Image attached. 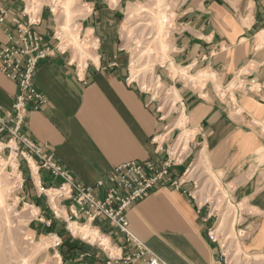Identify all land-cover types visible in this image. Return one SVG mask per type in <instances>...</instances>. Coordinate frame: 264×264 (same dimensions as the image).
I'll list each match as a JSON object with an SVG mask.
<instances>
[{"label": "crops", "instance_id": "1", "mask_svg": "<svg viewBox=\"0 0 264 264\" xmlns=\"http://www.w3.org/2000/svg\"><path fill=\"white\" fill-rule=\"evenodd\" d=\"M144 1L87 2L79 27L100 40L99 49L81 74L69 54L39 64L34 83L47 104L29 111L24 132L99 199L115 168L132 161L162 163L168 148L177 140L179 145L186 133L184 161L172 171L182 177L181 188L159 186L127 211L130 231L166 264H217L221 250L210 235L217 214L204 200L214 177L236 208L235 230L251 256L244 264H264V97L240 92L239 111L218 91L238 75L264 84V0H166L174 31L168 60L153 67L152 77L176 94L174 112L171 102L166 105L155 91L143 90L142 81H128L130 49L121 22L131 6ZM0 3L11 20L27 24L22 1ZM41 16L33 30L45 44H53L56 19L46 9ZM17 28L11 21L0 27V46L8 44L7 32L16 35ZM173 70L193 76L207 72L212 78L189 83ZM16 94V84L0 71V108L10 111ZM19 165L23 180L16 198L28 206L30 236L48 240L61 264H104L99 248L69 230L71 222L86 220L78 208L63 202L56 215L22 158ZM40 181L45 188L60 183L46 171ZM100 181L105 185L98 188ZM91 225L124 253L132 252L107 219ZM56 238L62 240L60 248L53 246Z\"/></svg>", "mask_w": 264, "mask_h": 264}, {"label": "built area", "instance_id": "2", "mask_svg": "<svg viewBox=\"0 0 264 264\" xmlns=\"http://www.w3.org/2000/svg\"><path fill=\"white\" fill-rule=\"evenodd\" d=\"M20 1L24 4L22 14L27 18L25 25L21 24L18 19L11 20L8 8L0 3V27L9 21L18 24L16 35L8 31V44L0 46V71L17 86V94L12 109L5 111L0 108V157L4 155L5 151H8L6 156L8 159L14 155L18 162L16 170L21 168L18 159L24 160L31 179L39 183L42 194L45 195L50 205H53L56 215L59 212L58 205L60 203L70 202L71 205L78 208L79 213L86 219L83 224L77 223L78 225L92 227L91 223L96 219L105 218L113 228L121 233L126 247L132 252L124 253L122 246L114 245L99 230L92 228L95 241L91 243L88 240V242L105 254L104 264H166L130 231L127 211L143 201L159 186H170L177 190L181 188L182 177L173 176L172 171L176 166L183 163L188 149V141L186 146L183 140L177 145V140L168 148L166 158L162 163L132 161L118 166L107 179L110 186L104 192V198L96 197L90 188L78 182L73 174L63 167L51 153L45 151L44 146L33 142L24 132L29 111H38L47 104V99L37 90L34 83L39 64L43 60L54 58L57 55L69 54L77 73L81 74L90 58L84 65L79 59H74V54L67 40L57 29L52 35L55 42L50 45L45 44L44 37L33 30L34 27L42 23L41 13L45 9L44 6L38 9L33 0ZM52 3L54 4L55 1L53 0ZM54 12L55 10L50 7L49 13L54 16ZM164 23L168 25L167 36L170 38L174 31L172 16L170 20L164 19ZM80 33L82 34L81 28ZM83 34L84 40L94 55L99 49L100 40L93 33ZM129 80L131 82L136 81L132 73H130ZM160 80L159 77H152L151 73L149 79L145 81L146 84L142 85V89L154 92L159 88ZM189 83H196V81L189 80ZM218 91L223 100L229 101L233 108L237 109L235 106L238 104L237 98L240 92L244 91L264 97V84L255 78L238 75L227 84L220 86ZM41 171H46L60 183L49 188L42 187ZM19 175L22 177V171ZM104 185L105 183L100 181L97 187L100 188ZM213 230L210 232L211 238L218 243L221 250V259L217 261V264H231L225 254L224 246L215 238ZM82 239L87 241V239ZM53 246L60 248L62 240L56 238L53 241ZM59 261L61 263L60 258Z\"/></svg>", "mask_w": 264, "mask_h": 264}, {"label": "rangeland", "instance_id": "3", "mask_svg": "<svg viewBox=\"0 0 264 264\" xmlns=\"http://www.w3.org/2000/svg\"><path fill=\"white\" fill-rule=\"evenodd\" d=\"M52 1L33 0L38 9L44 6L47 11L50 7L55 10L56 29L67 40L74 59H79L84 65L89 58H92L93 52L84 40V34L80 33L78 25L87 16L89 10L87 2L90 0H54V4ZM170 8L166 0L138 2L126 11L121 22V36L127 44V49H130L132 76L135 80L142 81L143 85L153 72V67L156 64L164 65L168 60L170 38L167 36L168 25L164 23V19L170 20ZM180 72L179 75L187 81L201 82L212 78L207 72H200L197 76L191 75L188 71ZM174 73L177 75V72ZM154 91L156 97H160L166 105L171 102L172 112L177 111L178 99L173 91L163 90L161 86ZM235 107L240 111L239 104ZM181 120L184 121L183 114ZM181 137L187 146L188 135L185 133ZM17 165L14 155L11 159L5 155L0 157V264H61L59 258L53 256V252L50 251L51 243L48 240L30 236L28 206L16 198V190L23 180L19 175L23 170L22 168L16 170ZM209 185L208 195L204 200L212 204L217 214L214 236L224 246L225 254L231 264H244L251 259V256L243 251L235 230L236 208L230 204L228 194L216 178L212 177ZM72 224L75 225L74 222L70 223ZM78 226L81 232L89 234L87 238L83 237L81 232L74 234L71 226L69 228L75 236H81L94 243L93 226H90L91 229L88 226L86 228Z\"/></svg>", "mask_w": 264, "mask_h": 264}, {"label": "bare ground", "instance_id": "4", "mask_svg": "<svg viewBox=\"0 0 264 264\" xmlns=\"http://www.w3.org/2000/svg\"><path fill=\"white\" fill-rule=\"evenodd\" d=\"M62 28V27H61ZM76 225V226H75ZM71 225V229L73 231L74 234H79L81 232V230L79 229V226L77 225V223H75ZM87 226H85L86 228ZM221 227V225H220ZM220 227L218 228V230L220 229ZM217 232V231H216ZM83 237L87 238L89 236V234L87 232H81Z\"/></svg>", "mask_w": 264, "mask_h": 264}]
</instances>
